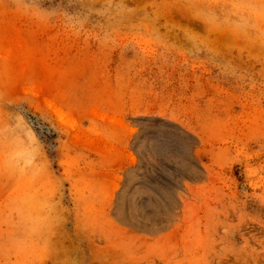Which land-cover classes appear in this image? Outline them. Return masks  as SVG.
<instances>
[{"label":"rangeland","instance_id":"374dc122","mask_svg":"<svg viewBox=\"0 0 264 264\" xmlns=\"http://www.w3.org/2000/svg\"><path fill=\"white\" fill-rule=\"evenodd\" d=\"M0 264H264V0H0Z\"/></svg>","mask_w":264,"mask_h":264}]
</instances>
